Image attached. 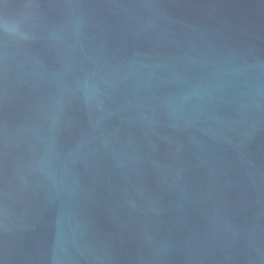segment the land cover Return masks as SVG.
I'll return each mask as SVG.
<instances>
[{
    "label": "water",
    "instance_id": "obj_1",
    "mask_svg": "<svg viewBox=\"0 0 264 264\" xmlns=\"http://www.w3.org/2000/svg\"><path fill=\"white\" fill-rule=\"evenodd\" d=\"M0 264H264V0H0Z\"/></svg>",
    "mask_w": 264,
    "mask_h": 264
}]
</instances>
